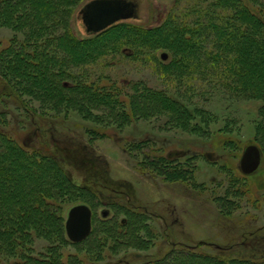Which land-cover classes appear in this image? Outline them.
I'll return each mask as SVG.
<instances>
[{
    "label": "rangeland",
    "instance_id": "rangeland-1",
    "mask_svg": "<svg viewBox=\"0 0 264 264\" xmlns=\"http://www.w3.org/2000/svg\"><path fill=\"white\" fill-rule=\"evenodd\" d=\"M123 1L128 3L132 14L125 22L141 27L162 24L176 4V0ZM87 2L90 0H78L69 20L71 31L79 38L96 33L85 22L83 9ZM252 8L257 11L256 6ZM168 32L173 36L171 30ZM13 34L12 30L0 27V48L8 45ZM157 57L163 63L172 60L166 50L158 51ZM254 59L263 73L264 61L259 64L256 56ZM145 62L143 65L132 58L110 55L89 69L88 79L101 83L98 86L116 84L125 91L137 81L165 89L192 111L197 108L208 111L206 115L211 122L203 125L201 134L176 126L165 116L134 120L119 128L82 118L76 112L59 118L51 117L50 113L41 125L31 117L32 126L29 115L40 106L37 101L23 104L5 97L0 100V133L28 154L51 159L62 168L71 184L62 194L50 191L53 196L46 199L55 209L58 221L65 222L66 213L74 204L92 206L86 204L92 209L93 218L85 242L76 244L63 228L53 226L48 237L33 234L34 255L41 258L53 252L62 264H75L77 259L95 264H153L174 248L193 247L199 253L227 262L234 258L262 261L264 100L233 94L212 78L199 77L178 86L175 81L162 80L151 63ZM27 69L22 74L28 73ZM37 70L41 71L31 65L30 72ZM37 81L43 89H50L41 77ZM25 106L29 107L27 111ZM91 129L98 133H88ZM107 130H110L107 136H97ZM144 140L150 141L148 147L154 154L164 155L172 166H184L192 179L168 181L147 167L143 171L129 145ZM248 145L258 146L262 153L260 168L250 175L244 174L240 167L243 150ZM0 162L14 176L7 183L25 190L26 207L33 208L38 203L36 186L45 190L57 184L48 169L35 168L23 158L14 163L1 144ZM55 185L50 189L54 190ZM137 219L141 222L135 223ZM187 222L191 228L186 227ZM94 247L97 257L88 253Z\"/></svg>",
    "mask_w": 264,
    "mask_h": 264
},
{
    "label": "trees",
    "instance_id": "trees-1",
    "mask_svg": "<svg viewBox=\"0 0 264 264\" xmlns=\"http://www.w3.org/2000/svg\"><path fill=\"white\" fill-rule=\"evenodd\" d=\"M77 3L78 0H0V27L14 33L8 45L0 48V100L5 97L23 104L37 101L40 106L32 109L30 125L33 126L35 119L41 125L46 114L59 118L73 112L88 120L101 121L107 127L119 128L134 120L165 116L174 125L196 134H201L203 125L211 122L206 109L192 111L167 90L143 81L132 82L127 91L116 84L98 86L101 83L89 82V69L110 55L132 58L143 65L148 61L162 80L175 81L178 86L199 77L212 78L233 94L264 100V72L261 73L254 59L256 56L259 64L264 61V0H176L175 10L158 26L141 27L120 18L85 38L77 37L70 28L69 20ZM87 4L83 9L85 13ZM252 6H256L257 11ZM160 50L171 54L169 63L159 61L157 52ZM31 65L41 71L30 72ZM26 68L28 73L22 74ZM40 77L49 90L38 85ZM28 108L25 106L26 111ZM109 131L97 136L105 137ZM88 133L98 132L91 129ZM149 143L144 140L129 145L143 171L147 167L148 171L168 181L192 179L184 166H172L164 155L154 154ZM0 144L14 163L20 158L29 160L35 168L51 171L57 181L53 184L54 190L50 189L53 185L45 190L36 186L38 203L33 208L26 207L25 190L7 183L10 178L13 181L14 176L0 162V264H62L58 254L53 252L36 257L31 242L33 234L50 236L49 229L53 226L66 232V218L64 223L59 222L55 209L46 199L52 197L54 191L56 195L67 191L71 186L69 180L51 159L28 154L3 133H0ZM141 218L144 223V216ZM140 222L137 219L135 223ZM96 249L90 248L88 253H95L97 257ZM169 252L163 260L153 264H194L196 261L264 264V259L234 258L227 262L199 253L193 247L174 248ZM75 264L95 263L77 259Z\"/></svg>",
    "mask_w": 264,
    "mask_h": 264
},
{
    "label": "water",
    "instance_id": "water-1",
    "mask_svg": "<svg viewBox=\"0 0 264 264\" xmlns=\"http://www.w3.org/2000/svg\"><path fill=\"white\" fill-rule=\"evenodd\" d=\"M85 22L89 29L98 32L115 20L131 16L129 5L122 0H94L87 4ZM262 153L258 146L248 145L240 159V167L244 174L254 173L260 166ZM92 209L86 204H79L70 209L66 220V233L73 242L86 239L92 229Z\"/></svg>",
    "mask_w": 264,
    "mask_h": 264
},
{
    "label": "crops",
    "instance_id": "crops-1",
    "mask_svg": "<svg viewBox=\"0 0 264 264\" xmlns=\"http://www.w3.org/2000/svg\"><path fill=\"white\" fill-rule=\"evenodd\" d=\"M186 224H187V225H186L187 228H191V226H189V223H188V222H187ZM187 230H188V229H187ZM189 231H190V230H189ZM190 235H192V231H191ZM194 235H199V234H194Z\"/></svg>",
    "mask_w": 264,
    "mask_h": 264
},
{
    "label": "bare ground",
    "instance_id": "bare-ground-1",
    "mask_svg": "<svg viewBox=\"0 0 264 264\" xmlns=\"http://www.w3.org/2000/svg\"><path fill=\"white\" fill-rule=\"evenodd\" d=\"M246 148V147H245ZM245 148H244V150H245ZM244 150H243V152H244ZM243 154V153H242ZM258 170V169H257ZM68 214H69V212H68ZM68 214L66 213V215H67V217H68ZM66 217V216H65Z\"/></svg>",
    "mask_w": 264,
    "mask_h": 264
}]
</instances>
